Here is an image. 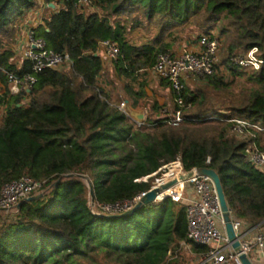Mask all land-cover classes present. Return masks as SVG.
I'll return each mask as SVG.
<instances>
[{
  "label": "trees",
  "instance_id": "obj_1",
  "mask_svg": "<svg viewBox=\"0 0 264 264\" xmlns=\"http://www.w3.org/2000/svg\"><path fill=\"white\" fill-rule=\"evenodd\" d=\"M43 1L57 7L33 35L47 49L66 54L70 65L41 72L29 94L13 95L5 73L21 79L31 65L24 61L18 69L7 42L37 0H0V187L26 176L42 183L43 194L12 213L0 212V264H184L181 244L200 256L207 248L187 239L185 210L170 200L118 218L95 216L87 206L81 175H89L97 203L112 204L146 191L148 184L133 181L175 160L187 172L216 171L232 215L260 225L264 172L246 161L245 148L264 151L257 145L264 133V62L257 71L246 70L233 58L256 48L264 60V0H89L96 10L88 14L76 0ZM129 10L140 11L143 27L157 28L138 44L127 38L119 19ZM191 25L202 33L197 41L205 36L220 42L213 30L223 38L214 74L195 91L184 87L180 126L171 127L168 116L151 115L138 126L98 85L104 71L99 42L118 45L112 64L117 76L130 81L170 53L181 39L178 29ZM225 76L245 77L252 88L238 102L225 97L216 103L208 91L225 90ZM144 85L138 92L124 86L132 107L144 97ZM234 118L261 131L252 129L244 139L228 135Z\"/></svg>",
  "mask_w": 264,
  "mask_h": 264
},
{
  "label": "built area",
  "instance_id": "obj_2",
  "mask_svg": "<svg viewBox=\"0 0 264 264\" xmlns=\"http://www.w3.org/2000/svg\"><path fill=\"white\" fill-rule=\"evenodd\" d=\"M88 2L89 0H76L75 5L84 11ZM198 46L199 49L196 52L183 49L178 54H160L150 68V72L158 80L165 81L175 95V105L167 120L171 127H178L183 121L182 110L185 108V104L181 93L186 81L189 79H203L214 74L220 42L215 38L208 39L202 36L198 41ZM100 52L104 65L117 60L120 54L118 45L110 40L99 42L97 53L100 55ZM24 61L30 63L31 73L26 74L21 79L5 73L9 92L13 95L29 94L36 83L37 75L41 72L59 70L63 68L64 64H70L66 54H58L47 49L45 42L34 37L32 30L28 33L24 50L21 52L18 61L15 62L16 67L20 69ZM233 62L243 69L257 71L264 60L258 57L257 49L252 48L246 53L234 57ZM229 122L230 126L227 134L240 139L249 136L252 129L261 131V129L252 126L244 119L234 118ZM245 156L250 166L255 170L264 172L263 150L255 145L248 146L245 148ZM196 170L198 169H192V171ZM186 173L187 171L184 170L180 160L161 164L154 173L133 181L135 184H148L149 188L146 191L131 199H124L112 204H99L94 199V206L92 207L88 202L89 195L87 206L89 209H97L103 214H121L132 209L146 192L158 189L161 185L176 180L177 182L174 185L161 191L149 207L157 208L164 201L170 200L184 208L187 239L194 244L207 248L206 252L200 255L198 264H240L238 261L240 253H245L250 259V253L252 254L254 251L264 252V221L260 225L251 227L248 223L235 218L230 212L233 230L236 236L240 237L241 244L240 252L232 250L225 235L221 211L212 182L209 178L196 173L192 178L183 181L182 177ZM41 187V182L26 176L5 183L0 187V212L9 213L16 210V206L20 202L38 194ZM90 187L92 185L89 186V192ZM254 229H259V231L250 238L251 231Z\"/></svg>",
  "mask_w": 264,
  "mask_h": 264
},
{
  "label": "rangeland",
  "instance_id": "obj_3",
  "mask_svg": "<svg viewBox=\"0 0 264 264\" xmlns=\"http://www.w3.org/2000/svg\"><path fill=\"white\" fill-rule=\"evenodd\" d=\"M94 9H95L94 6H92L90 3H88L85 6L84 11H85V13L88 14V13H91V11H93ZM119 19L122 21V24H124V26L126 28L127 38L129 40H131L132 42H135L137 44L142 41V40H140L141 37H139V36H141V34L142 35L148 34V33H150V31L152 34L153 33L152 31H157V28L154 25H151L149 27L148 26L143 27V24H145V19H143V16L140 14V11H138V10H129L128 13L121 15V17ZM178 30L179 31L177 34L179 36V39L181 38L178 43L183 42L184 40L197 41V38L200 35H202L201 31H198V29L192 25L182 27V28L180 27ZM15 32H16V29L14 28L13 29V38L11 41L7 42L8 43L7 46H9V44H12L14 42V40L16 38ZM212 34L215 37L219 38L220 46H221L223 43V40H222L223 38L218 35L216 30H213ZM220 50L218 52V60H219V58L221 60L222 55H223V51H220ZM69 65H70L69 63L64 64L63 69L68 70ZM220 72L225 75V72L223 71L222 68H220ZM190 80H192V79H190ZM98 81L100 82V87H102L106 91V93L108 94L110 103L118 106V108L121 110H122V105L125 101L130 102V98L124 92V86L129 85L130 88H132V89H136V90L138 89V85H137L138 83L137 82L132 83L131 81H129L127 79H124L122 77L117 76V74L114 70V64H112V63H108V64L104 65V71H103V73H102V75ZM225 81L228 85V87L225 90L218 91L216 94L208 91V93H210L209 94L210 98H213V101L216 100L217 101L216 103H219V101L225 97L227 98L226 102H238L242 98L241 96L242 95L245 96V94L248 93L250 91V89L252 88V85L245 79V77L232 80L230 77L225 76ZM191 83H193L194 85H190L191 87H188V89L190 91H195L196 87L204 84L205 81L202 78H198V79H193V81ZM8 87H9V85H8ZM22 102H23V104H27L29 102V99L26 98ZM140 102H148V101L143 99ZM137 109H140V110L148 109V112H149V108L147 106H143V105L141 106L140 105ZM2 110L3 109L0 110V118H1ZM147 118H148V114H146V120H147ZM152 119H154V118H152ZM146 120H145V123H146ZM257 145L259 147L261 145L262 146L264 145V133L260 136V140H259V143H257ZM80 178L82 179L83 183L87 187V198H89V186H91L90 177L88 174H84V175H81ZM177 207L179 208L182 206L177 204ZM12 212H9V213H12ZM189 249L190 248L188 246H186L185 244H181L180 253L185 258L184 264H198L200 256L195 255L194 253H191ZM249 257L252 258L251 253L249 254Z\"/></svg>",
  "mask_w": 264,
  "mask_h": 264
},
{
  "label": "crops",
  "instance_id": "obj_4",
  "mask_svg": "<svg viewBox=\"0 0 264 264\" xmlns=\"http://www.w3.org/2000/svg\"><path fill=\"white\" fill-rule=\"evenodd\" d=\"M56 7H57L56 5H54V7L49 6L43 0H37L36 5L33 8L29 9L27 11V14L23 18L19 19L16 22L15 24L16 38L14 42L12 44H9L8 46V49L13 53L14 62L18 61L21 52L24 50L27 44V37L29 31L31 30L33 31L39 26H44L45 23L49 21V17L52 14V10H54ZM139 37H141V39L144 37L148 38L149 35L141 34V36ZM184 48L190 52H196L199 49L198 41L184 40L183 42L180 43L177 42L171 47L170 53L178 54ZM100 56H101V52H100ZM133 79L134 80H130L132 83L134 82L138 83L137 84L138 89L137 90L134 89L136 92L142 89L140 87L141 83L145 84L143 86V91L145 95L143 98L139 99L138 102H136V105L133 107L129 102L130 106L136 110H140L137 109L140 105L147 106L149 108V112L148 109H145L144 110L145 113L151 115L154 119L165 118L169 116L174 107V98H173V93L169 89L168 85L165 82L158 80L150 72V69L140 71L138 75H136ZM192 81L193 79L187 80L185 86L191 87L190 85H194L193 83H191ZM98 85L100 86L99 81H98ZM143 99L147 100L148 102H140ZM154 105L160 108L158 112L150 110V107ZM259 229H254L253 231H251L250 238L253 237L259 231ZM250 259L253 264H264V252L254 251L252 253V258Z\"/></svg>",
  "mask_w": 264,
  "mask_h": 264
},
{
  "label": "water",
  "instance_id": "obj_5",
  "mask_svg": "<svg viewBox=\"0 0 264 264\" xmlns=\"http://www.w3.org/2000/svg\"><path fill=\"white\" fill-rule=\"evenodd\" d=\"M49 6L54 7L53 3H49ZM122 111L125 114V116L127 118H129L130 120H132L135 124L137 125H143L145 124V120H146V113L144 110H136L133 109L128 101H125L123 103L122 106ZM198 174L201 176H205L207 178L210 179V181L212 182L216 195H217V199H218V203H219V207H220V211H221V216H222V220H223V224H224V231H225V235L226 238L228 240V243L230 245V247L232 248V250L236 251V252H240V237L236 236L234 230H233V226H232V221H231V214H230V210L226 201V197L224 194V190L222 187V183H221V179L218 175V173L216 171H214L213 169L210 168H201L198 169L196 171H189L187 172L183 177L182 180H188L190 178H192L194 175ZM68 178H72L73 175H68ZM80 177V176H78ZM177 181H171L167 184L161 185L158 189H154V190H150L148 192H146L139 200V202L137 204H135V206L130 209L129 211L123 212L121 214H115V215H110V214H103L100 211H98L97 209H90L91 213L95 216L98 217H103V218H118V217H124V216H128V215H132L135 211L139 210L140 208L149 206L150 204H152L155 199L156 196L163 190L168 189L169 187H171L172 185H174ZM42 193H39L37 195L31 196L26 198L25 200H23L22 202H20L17 206L16 209H19V207L25 203V202H30V201H34L37 200L39 198L42 197ZM90 197L92 198V200H94V194H93V190L92 187H90V192H89ZM238 261L240 264H252V262L250 261V259L247 257V255L245 253H240L238 256Z\"/></svg>",
  "mask_w": 264,
  "mask_h": 264
},
{
  "label": "bare ground",
  "instance_id": "obj_6",
  "mask_svg": "<svg viewBox=\"0 0 264 264\" xmlns=\"http://www.w3.org/2000/svg\"><path fill=\"white\" fill-rule=\"evenodd\" d=\"M89 204H90L91 207L94 206V200H92L91 197H90V200H89Z\"/></svg>",
  "mask_w": 264,
  "mask_h": 264
}]
</instances>
